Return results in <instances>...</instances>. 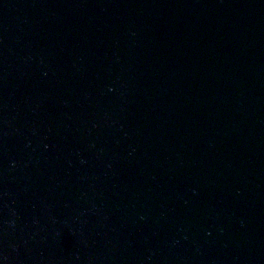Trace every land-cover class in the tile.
<instances>
[{
	"label": "water",
	"instance_id": "95a60500",
	"mask_svg": "<svg viewBox=\"0 0 264 264\" xmlns=\"http://www.w3.org/2000/svg\"><path fill=\"white\" fill-rule=\"evenodd\" d=\"M0 264H264V0H0Z\"/></svg>",
	"mask_w": 264,
	"mask_h": 264
}]
</instances>
